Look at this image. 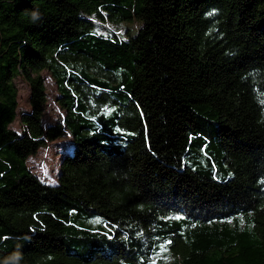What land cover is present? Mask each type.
Here are the masks:
<instances>
[{
	"label": "trees",
	"instance_id": "16d2710c",
	"mask_svg": "<svg viewBox=\"0 0 264 264\" xmlns=\"http://www.w3.org/2000/svg\"><path fill=\"white\" fill-rule=\"evenodd\" d=\"M153 262L264 264V0H0V264Z\"/></svg>",
	"mask_w": 264,
	"mask_h": 264
},
{
	"label": "rangeland",
	"instance_id": "374dc122",
	"mask_svg": "<svg viewBox=\"0 0 264 264\" xmlns=\"http://www.w3.org/2000/svg\"><path fill=\"white\" fill-rule=\"evenodd\" d=\"M127 26H130V24H126L124 22L105 23V24H100L98 30L102 33H107L108 29L110 28L116 30L117 32H121ZM41 74L44 77L45 87L48 92V107L46 110V117H49V121L52 122L55 118V115L57 113L60 114L56 102V96L58 93L52 75L47 71H43ZM14 83L18 90L19 111L26 110L28 108L27 98H28L29 88L22 81L21 78H16L14 80ZM46 121L47 120L45 119V122ZM10 127L19 130L18 120L13 121L10 124ZM64 139H69L68 133L64 134L58 140H64ZM122 146L123 145H121V147ZM60 152L61 149H58V147L54 149L51 148V150L45 146L41 147L35 155H32L27 159V165L30 168V170L34 174H36L41 180L47 183H54L57 180L56 174L58 170ZM93 219L97 221L99 220L98 217H94Z\"/></svg>",
	"mask_w": 264,
	"mask_h": 264
},
{
	"label": "clouds",
	"instance_id": "9594fccd",
	"mask_svg": "<svg viewBox=\"0 0 264 264\" xmlns=\"http://www.w3.org/2000/svg\"><path fill=\"white\" fill-rule=\"evenodd\" d=\"M40 17H39V13L38 12H33L32 13V20L33 21H36L37 19H39Z\"/></svg>",
	"mask_w": 264,
	"mask_h": 264
},
{
	"label": "snow or ice",
	"instance_id": "6c2138e0",
	"mask_svg": "<svg viewBox=\"0 0 264 264\" xmlns=\"http://www.w3.org/2000/svg\"><path fill=\"white\" fill-rule=\"evenodd\" d=\"M167 243H168V244H171V241H168ZM162 251H167V245H165V246L162 248ZM153 264H155V262H153Z\"/></svg>",
	"mask_w": 264,
	"mask_h": 264
}]
</instances>
